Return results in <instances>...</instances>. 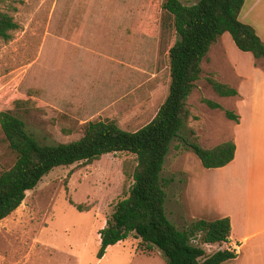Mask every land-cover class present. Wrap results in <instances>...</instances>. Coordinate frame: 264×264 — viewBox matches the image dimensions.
<instances>
[{
    "label": "rangeland",
    "instance_id": "rangeland-1",
    "mask_svg": "<svg viewBox=\"0 0 264 264\" xmlns=\"http://www.w3.org/2000/svg\"><path fill=\"white\" fill-rule=\"evenodd\" d=\"M164 2L0 0V12L17 23L8 40L0 38V111L18 114L27 130L47 144L80 138L94 120H112L125 130L143 126L169 88L168 49L177 35ZM250 2L243 4V12ZM245 14L241 21L264 40V0ZM254 64L264 69V59L238 49L228 32L202 61L187 101V127L171 142L161 171L167 182L166 214L179 229L215 215L196 197V181L206 169L188 143L209 148L229 139L232 123L224 111L235 113L239 102L219 96L207 78L239 86L236 67L248 73ZM203 98L221 107L210 108ZM17 100H22L20 106ZM15 160L0 127V173ZM134 166L132 153L115 152L89 164L51 170L0 220V264H166L159 249H148L133 235L96 257L98 232L127 196ZM74 204L88 210L79 211ZM192 242L206 255L221 246L201 243L198 237Z\"/></svg>",
    "mask_w": 264,
    "mask_h": 264
},
{
    "label": "trees",
    "instance_id": "trees-1",
    "mask_svg": "<svg viewBox=\"0 0 264 264\" xmlns=\"http://www.w3.org/2000/svg\"><path fill=\"white\" fill-rule=\"evenodd\" d=\"M245 0H197L184 4L180 0H165L162 8L172 16L177 38L168 49L169 88L155 115L136 130H125L112 120H94L85 125L83 135L69 142L47 144L26 128L25 121L10 109L0 111V127L9 148L16 154L14 164L0 173V220L10 215L43 176L59 166L89 164L103 154L129 152L135 157L130 174L132 184L126 197L119 200L99 234V259L108 246L133 235L148 249L160 250L166 264H220L236 257L229 248L206 255L192 241L222 244L231 233L229 217L214 220L199 219L179 229L165 210L167 182L161 171L171 142L187 127L190 117L188 97L202 73V61L211 45L228 32L241 51L264 59V41L255 29L239 19ZM17 23L8 13L0 12V38L8 40ZM212 89L222 97L236 96L237 90L213 77L207 78ZM210 108L220 104L202 99ZM20 106L22 100L16 101ZM225 116L238 121L234 111ZM193 135V130H190ZM189 148L205 168L222 167L234 158L232 139L205 148L195 141ZM69 203L73 204L69 199ZM77 210H88L74 204Z\"/></svg>",
    "mask_w": 264,
    "mask_h": 264
},
{
    "label": "crops",
    "instance_id": "crops-1",
    "mask_svg": "<svg viewBox=\"0 0 264 264\" xmlns=\"http://www.w3.org/2000/svg\"><path fill=\"white\" fill-rule=\"evenodd\" d=\"M260 1L251 0L246 11L240 10L239 19ZM235 75L240 85L229 84L238 92L232 96L239 99L238 121L228 119L234 158L222 167L205 168L196 181V197L215 214L211 220L230 219L228 241L214 244L220 249L237 245L239 250L235 258L220 264H264V69L254 64L245 73L236 67Z\"/></svg>",
    "mask_w": 264,
    "mask_h": 264
},
{
    "label": "built area",
    "instance_id": "built-area-1",
    "mask_svg": "<svg viewBox=\"0 0 264 264\" xmlns=\"http://www.w3.org/2000/svg\"><path fill=\"white\" fill-rule=\"evenodd\" d=\"M229 249H231L234 253H236L237 254V252H238V246L237 245H234V246H232V247H229Z\"/></svg>",
    "mask_w": 264,
    "mask_h": 264
}]
</instances>
